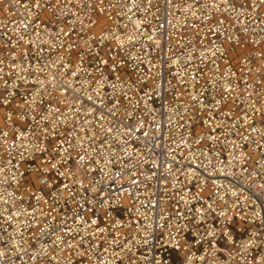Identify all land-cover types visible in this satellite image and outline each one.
Wrapping results in <instances>:
<instances>
[{"label":"built area","instance_id":"2783aa9c","mask_svg":"<svg viewBox=\"0 0 264 264\" xmlns=\"http://www.w3.org/2000/svg\"><path fill=\"white\" fill-rule=\"evenodd\" d=\"M0 264H264V0H0Z\"/></svg>","mask_w":264,"mask_h":264}]
</instances>
